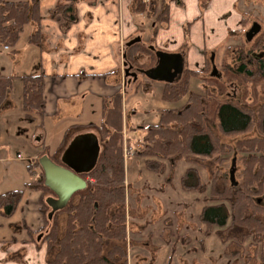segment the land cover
<instances>
[{
	"label": "trees",
	"instance_id": "trees-1",
	"mask_svg": "<svg viewBox=\"0 0 264 264\" xmlns=\"http://www.w3.org/2000/svg\"><path fill=\"white\" fill-rule=\"evenodd\" d=\"M80 1L83 0H58L48 11L49 15L67 28L77 20L76 5ZM39 3L40 0H0V53L4 47L12 48L17 44L21 31L29 23L34 24L35 30L28 41L39 43ZM169 4L170 0H134V11L154 23L152 34L155 35L168 22ZM138 52H147V48L139 43L130 45L126 51L127 59L134 64ZM237 55L236 68L226 67L232 76L245 79L250 85L264 79V36L254 38L247 49L241 47ZM208 71L209 67L201 71L185 70L178 82L163 83L161 98L169 103L180 101L188 92L190 78H200L201 73ZM15 78V75L0 74V107ZM20 79L22 110L27 116L43 119V75H22ZM209 80L203 78L206 83L204 93L191 92L184 104L162 110L158 123L145 127L143 147L135 155L142 156L147 167L157 171L163 160L210 157L232 149L241 154V180L229 182L225 177L223 187L219 189L213 177L212 198L218 199L219 203L203 206L200 218L221 228L219 236L232 240L237 246L227 252L230 256L241 255V247L248 238H251L248 249L260 244V259L263 258L264 264V101L254 112L250 105L245 107L231 99H215L211 90L209 92ZM218 87L221 90L222 85ZM218 94L222 92L218 91ZM123 123L119 92L112 98L111 105L104 107L99 124H86L98 131L102 149L96 166L87 175L86 188L74 194L64 209L55 212L50 223L46 220L44 228L47 226V229L41 240L46 245L45 264L128 263ZM213 127L224 135L255 128L259 135L237 140L232 148L220 141ZM34 163L39 167L38 159ZM40 174L43 176L41 169ZM40 180L36 187L51 192L41 183L43 179ZM183 184L188 188L200 185L194 168L183 176ZM18 201L17 192L0 195L2 214L11 216ZM41 212H47L45 203ZM60 215H63V224ZM252 258L248 254L244 264H254L250 263Z\"/></svg>",
	"mask_w": 264,
	"mask_h": 264
},
{
	"label": "rangeland",
	"instance_id": "rangeland-1",
	"mask_svg": "<svg viewBox=\"0 0 264 264\" xmlns=\"http://www.w3.org/2000/svg\"><path fill=\"white\" fill-rule=\"evenodd\" d=\"M240 5L242 23L239 30L230 35L218 48V57L214 64L217 69L216 76L210 75L209 66L210 71L201 73L200 78L191 77L188 92L177 102L169 103L161 98L163 89L161 84H154V90L149 91H145L140 84L138 94L130 96L127 102L128 110L124 116L122 138L128 233L127 264H244L248 260L246 259L248 254L253 257L250 263H263V258L260 259V244L248 249L247 245L251 240L248 238L241 247L242 254L230 256L227 252L235 250L237 246L232 240L219 236L218 231L221 228L209 225L200 218L203 206L219 203L218 199L214 201L212 198L213 177L219 189L223 187L225 177L229 182L237 183L241 180V154L232 149L230 152L224 151L210 157L163 160L161 168L157 171L148 168L142 156L135 155L143 147L145 127L157 124L162 110L177 108L184 104L191 92L204 93L206 83L203 78L210 79L208 85L212 94H209L215 99H231L245 107L250 105L254 112L260 102L264 101V79L258 80L256 85H250V82L244 81L245 79L232 76L231 70L226 68H236L237 50L241 47L247 49L254 38L264 36V0H240ZM253 22L259 23L261 30L248 42L245 39V32ZM31 27L24 26L17 44L12 47L26 52L25 65L18 68L14 66L16 63L12 61V56L16 58L17 55L12 53V48H7L11 50L0 53L1 75L31 72L28 69H32L37 58L35 50L28 48ZM147 59L148 62L138 64L143 68L153 66L154 51ZM133 70L134 67H129L126 71L131 75ZM137 76L141 79L139 82L150 83L144 75L138 73ZM221 85L219 90L218 86ZM21 89V79L15 78L8 90L9 101L6 102L12 104V108L3 114L0 113V195L11 191L19 195L13 214L10 217L0 215V239H9L11 236L26 237L29 234L26 232L28 228L32 232L38 230L46 222L50 211L45 202L46 198L53 196L51 192L36 187L43 176L34 162L41 153H45V147L35 143L39 141H35L36 135L33 132L36 125H40V119L25 116L21 107ZM218 91L222 94L219 95ZM91 107L87 111L85 108L78 121H94L96 124L101 122L103 114L101 108L93 105ZM49 123L45 126V130L49 131V137L46 138L44 146L47 145L46 153L57 162L60 147L64 142L67 143L70 134L76 131H68L70 124L68 122L60 123L57 129L53 126L55 131H50L52 126H48ZM73 127L75 125L70 128ZM88 130L99 137L95 128ZM213 130L219 135L222 143L232 148L237 140L259 135L255 128L233 135H224L216 127H213ZM129 147L133 149L131 155L127 152ZM190 168H194L198 174L200 182L198 187L188 188L183 184V176ZM43 203L47 206L46 214L41 212ZM59 219L63 224V215H60ZM51 221L52 219H49V223ZM46 229L47 226L40 235L32 233L33 239L39 237L38 240L41 241Z\"/></svg>",
	"mask_w": 264,
	"mask_h": 264
},
{
	"label": "crops",
	"instance_id": "crops-1",
	"mask_svg": "<svg viewBox=\"0 0 264 264\" xmlns=\"http://www.w3.org/2000/svg\"><path fill=\"white\" fill-rule=\"evenodd\" d=\"M57 2L40 0L39 43L29 42L28 45L37 53L35 65L28 69L29 74L43 75V119L33 132L35 141H39L35 143L45 147L43 154H47V145L44 144L49 131L45 126L49 122L50 131H55L62 122L70 123L68 131L76 132L70 134L68 143L74 135L92 128L86 124L95 123L78 121L85 108L87 111L92 105L99 106L103 112L105 106L111 105L114 95L120 92L124 117L127 102L130 96L138 94L140 84L145 91L154 90V84L163 85L164 82L150 79V83L139 82L140 77L133 75L136 68H143L139 64L148 62L152 51L182 53L183 74L185 70L201 71L209 66L212 69L218 48L239 30L242 23L240 0H170L168 22L153 35L154 23L135 13L134 0H97L93 3L83 0L76 5L77 20L65 28L48 12ZM27 25L32 26L31 35L35 26L32 23ZM135 43L147 48V52L136 53L133 64L127 59L126 51ZM11 51L17 55L16 58L12 56L14 66L23 67L26 52L16 47ZM210 55L213 61H209ZM129 67H134L131 75L126 71ZM22 75L28 74H15L17 78ZM9 98L8 93L0 107L1 114L12 108V104L6 103ZM72 125L75 127L70 128ZM66 144L60 148L59 155ZM0 215H3L1 208ZM45 223L34 232L28 228L26 237L0 239V264H45L46 245L38 240L39 237L35 240L32 237L44 232Z\"/></svg>",
	"mask_w": 264,
	"mask_h": 264
},
{
	"label": "water",
	"instance_id": "water-1",
	"mask_svg": "<svg viewBox=\"0 0 264 264\" xmlns=\"http://www.w3.org/2000/svg\"><path fill=\"white\" fill-rule=\"evenodd\" d=\"M261 30V25L253 22L245 32L246 41H251ZM152 49H154L152 47ZM155 62L148 68H136L133 75H144L152 81L176 83L184 71V58L180 52L154 50ZM213 61V58L211 59ZM211 76L217 75L212 65ZM101 152L100 140L96 133L86 131L74 135L63 149L59 163L47 154L38 158L43 173V185L53 196L46 198L49 206L48 218L52 219L55 212L64 209L73 195L87 186L86 176L94 169Z\"/></svg>",
	"mask_w": 264,
	"mask_h": 264
},
{
	"label": "built area",
	"instance_id": "built-area-1",
	"mask_svg": "<svg viewBox=\"0 0 264 264\" xmlns=\"http://www.w3.org/2000/svg\"><path fill=\"white\" fill-rule=\"evenodd\" d=\"M4 48L7 49L8 47L6 46V47H4ZM127 152H128V154L131 155V154L133 153V149L129 147V148L127 149Z\"/></svg>",
	"mask_w": 264,
	"mask_h": 264
},
{
	"label": "flooded vegetation",
	"instance_id": "flooded-vegetation-1",
	"mask_svg": "<svg viewBox=\"0 0 264 264\" xmlns=\"http://www.w3.org/2000/svg\"><path fill=\"white\" fill-rule=\"evenodd\" d=\"M61 153H62V152H61ZM60 155H61V154H60ZM60 155H59V157H58V159H57V160H58V161H57L58 163H59ZM55 161H56V160H55Z\"/></svg>",
	"mask_w": 264,
	"mask_h": 264
}]
</instances>
